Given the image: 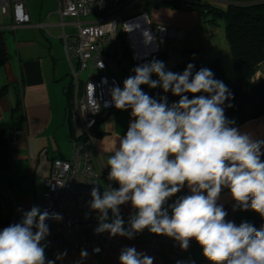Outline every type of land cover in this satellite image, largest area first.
Wrapping results in <instances>:
<instances>
[{
  "label": "clouds",
  "instance_id": "1",
  "mask_svg": "<svg viewBox=\"0 0 264 264\" xmlns=\"http://www.w3.org/2000/svg\"><path fill=\"white\" fill-rule=\"evenodd\" d=\"M193 68L189 63L183 73H175L153 59L134 67L123 89H110L111 100L105 103L130 109L132 119L106 164L107 179L119 188L106 187L103 195L99 187L91 189L89 206L99 221L95 231L131 239L147 229L173 238L184 250L194 239L210 264H264V226H237L218 204L228 189L241 209L264 217V139L233 126L225 115V101L233 93L210 69L193 75ZM153 74L158 79H151ZM142 85L180 99L171 105L166 96L158 101ZM185 187L188 194L169 203ZM129 202L135 212L125 228L120 206ZM48 219L62 217L33 206L19 222L0 230V264H53L41 244L49 235ZM153 260L135 247L123 248L119 256L120 264Z\"/></svg>",
  "mask_w": 264,
  "mask_h": 264
},
{
  "label": "crops",
  "instance_id": "2",
  "mask_svg": "<svg viewBox=\"0 0 264 264\" xmlns=\"http://www.w3.org/2000/svg\"><path fill=\"white\" fill-rule=\"evenodd\" d=\"M218 1L229 3L231 0ZM26 7L31 23H43V26H23L1 32L5 60L0 64V122L12 125L7 135V147L15 130H20L22 135L16 138L14 148L8 151V164L0 167V216L7 207L10 210V197L19 203L24 212L33 206L41 207L44 178L49 174L53 160L69 158L71 141L80 134L79 128L73 127L67 119L66 91L70 86L67 76L71 68L64 50L57 9L42 6L39 14L32 17L27 0ZM181 11L159 5L150 14L146 10L141 12H146L153 24L186 29L192 25L194 18H186L188 15ZM54 15H57L56 18ZM65 20L69 22L72 18ZM67 27L69 25L65 26V30L70 33ZM168 41L161 52H165ZM16 107L18 110L13 114ZM130 111L117 109L103 112L99 117L91 143V161L99 175L101 195L106 187L119 188L118 183L107 179L110 168L106 164L109 155L118 146L119 138L127 132L132 119ZM238 128L251 133L254 138L264 139V115L249 119ZM261 159L264 161V156ZM185 194H188L187 187L172 197L169 203ZM218 203L237 216L239 224L247 221L250 208L244 210L236 205L228 189L222 191ZM134 212L130 202L120 206L125 228L129 227L128 220ZM150 234L153 233L145 229L131 239L112 236V242L103 256L94 255L89 249L82 250L87 255L81 256V250L70 249L65 243L51 248L46 239L41 244L45 246L46 260L53 264H120L121 250L126 247H135L138 252L153 257V264H210L198 244L180 255L152 251L146 245Z\"/></svg>",
  "mask_w": 264,
  "mask_h": 264
},
{
  "label": "built area",
  "instance_id": "3",
  "mask_svg": "<svg viewBox=\"0 0 264 264\" xmlns=\"http://www.w3.org/2000/svg\"><path fill=\"white\" fill-rule=\"evenodd\" d=\"M136 1L138 0H57L64 50L71 68V99L67 118L73 127L79 128L80 134L71 141L69 158L53 160L50 172L44 178L40 209L62 217L59 221H46L49 227L46 240L51 248L65 243L70 249H89L92 254L103 256L112 242V236L108 232L96 233L98 213L89 206L91 189L95 186L100 190L99 175L91 161V143L94 138L93 128L100 115L117 110L114 105L105 103L111 100L110 89L117 85L123 89V86L115 76L95 74L94 71L100 72L107 68L105 55L122 59V48L126 49L132 63L138 66L150 62L159 54L166 41L183 39L182 32L165 25L153 24L146 12L123 17L122 14ZM88 15L96 18L82 19ZM0 16V31L15 30L23 26H43V23H31L26 0H0ZM65 18H72V21L67 22ZM4 19L7 21H3ZM66 25L73 26L75 31L67 33ZM121 39L122 51L119 50ZM109 43H113L115 47L112 54L106 48ZM88 68L86 79L82 80L80 75ZM21 135L20 130L14 131L8 145L9 151L14 148L16 138ZM223 207L228 213L226 220L239 226V218ZM23 212L19 203L10 197L12 223L19 222ZM9 225L0 224V230ZM195 244L197 242L191 240L188 249L184 250L179 242L165 235L150 234L146 238V245L150 250L175 255L191 250Z\"/></svg>",
  "mask_w": 264,
  "mask_h": 264
},
{
  "label": "trees",
  "instance_id": "4",
  "mask_svg": "<svg viewBox=\"0 0 264 264\" xmlns=\"http://www.w3.org/2000/svg\"><path fill=\"white\" fill-rule=\"evenodd\" d=\"M171 3L173 8L209 13L212 23H215L217 19L224 20L225 37L232 56L235 75L233 78L227 77L218 59L207 64L199 63L195 50H185L186 57L177 63L171 71L183 73L189 63L194 65L193 75L201 68L210 69L214 73V78L223 81L233 93V98L230 101H225V115L230 121H234L233 126L238 127L249 119L264 115V77L258 81L253 80L255 73L264 67V0H231L225 9L178 0ZM1 32L0 64L5 60ZM120 46L123 47L122 39ZM122 50L124 55L127 54L125 48ZM153 59L163 61L166 59V53L160 52L151 61ZM141 89L158 101L161 97L166 96L170 105L180 99L179 96H174L171 91L165 93L160 87L153 89L142 85ZM66 98V112L68 113L71 99L70 87L66 91ZM189 98H192L190 94ZM228 104H231V107H228ZM17 110L18 107L13 110V114ZM96 126L93 128L94 135ZM11 128L10 122H0V167L8 164L7 135ZM247 215L249 224L257 229L264 226V217H261L259 213L250 209ZM0 224H12L8 207L0 216Z\"/></svg>",
  "mask_w": 264,
  "mask_h": 264
},
{
  "label": "rangeland",
  "instance_id": "5",
  "mask_svg": "<svg viewBox=\"0 0 264 264\" xmlns=\"http://www.w3.org/2000/svg\"><path fill=\"white\" fill-rule=\"evenodd\" d=\"M172 1L175 0H165L164 2H159L158 0H138L133 3L127 11H125L122 15L123 17L130 16L133 14H137L143 10H146L151 13L152 9L155 6L164 5L169 8H173ZM185 1L189 3H199L210 5L214 8L225 9L228 2H222L218 0H178ZM27 5L31 16H37L41 10L42 6H49L52 10L57 9V0H27ZM182 13L188 15L186 18H194L190 27L186 29H181L174 26H167L168 28H172L174 30L180 31L183 34V39H171L168 41L165 53L166 59L163 60L166 70L171 71L173 67L179 63L182 59L186 57L185 50H195L196 58L201 64H207L212 62L215 59H218L222 65L223 71L225 75L229 78L234 77V68L232 65V56L230 53V49L225 37V22L223 19H217L215 23L210 22L211 16L209 13H203L198 10H186L182 9ZM56 18L57 15H54ZM1 17V16H0ZM2 18V17H1ZM84 19H95L96 17L93 15H88L82 17ZM3 21H7L4 19ZM74 30L73 27H67L68 32H72ZM74 32V31H73ZM109 54H112L115 50L114 44L109 43L106 46ZM119 50H121V46H119ZM105 60L107 62V68L97 72L94 71L95 74L103 73L109 76H115L121 85H123V81L129 77L134 76V72L132 69L136 66L132 63L128 54H125L124 57L120 60L115 59L112 56H106ZM91 63H88L90 67ZM88 70H84L80 75L82 80L86 79L88 74ZM264 77V67H261L260 70L255 73L253 80L258 81L260 78ZM151 79L156 80L158 77L153 74ZM67 82L71 81L70 73L67 76ZM243 222H248L243 220Z\"/></svg>",
  "mask_w": 264,
  "mask_h": 264
}]
</instances>
